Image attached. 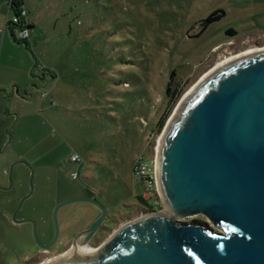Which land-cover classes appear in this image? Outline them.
<instances>
[{
  "label": "rangeland",
  "instance_id": "obj_1",
  "mask_svg": "<svg viewBox=\"0 0 264 264\" xmlns=\"http://www.w3.org/2000/svg\"><path fill=\"white\" fill-rule=\"evenodd\" d=\"M21 1L34 23L26 44L6 28L14 11L0 0V264L48 260L29 258L37 248L28 224L3 220L30 192V170L33 192L12 224L28 215L48 230L55 206L96 197L107 212L90 246L97 248L146 213L132 163L156 159L185 94L223 59L264 48L252 43L264 36V0ZM217 11L225 16L200 33ZM172 71L181 96L169 110ZM73 154L82 162L71 163ZM99 213L86 202L62 207L56 220L65 246ZM196 221L220 232L203 215L180 219Z\"/></svg>",
  "mask_w": 264,
  "mask_h": 264
},
{
  "label": "water",
  "instance_id": "obj_2",
  "mask_svg": "<svg viewBox=\"0 0 264 264\" xmlns=\"http://www.w3.org/2000/svg\"><path fill=\"white\" fill-rule=\"evenodd\" d=\"M20 163V162H17ZM12 164L9 169V186ZM162 207L115 229L94 252L62 257L47 264H264V49L219 63L177 105L162 133L155 159ZM24 196L13 214L32 192ZM75 202L99 209V216L77 234L72 248L88 245L107 218L93 198ZM205 216L220 232L201 222Z\"/></svg>",
  "mask_w": 264,
  "mask_h": 264
},
{
  "label": "built area",
  "instance_id": "obj_3",
  "mask_svg": "<svg viewBox=\"0 0 264 264\" xmlns=\"http://www.w3.org/2000/svg\"><path fill=\"white\" fill-rule=\"evenodd\" d=\"M16 0H8L9 12L14 11V3ZM28 19L27 11L21 1L18 6V11L15 12L12 18L6 22V28L10 29L14 37L20 41H26L29 37V30L27 29ZM71 163H81L82 160L77 154H73L70 158ZM72 179H76L78 174L72 173ZM132 180L141 188L142 197L148 200L155 192L158 197V183L155 160H146L143 157H138L132 167ZM160 198V197H159Z\"/></svg>",
  "mask_w": 264,
  "mask_h": 264
},
{
  "label": "flooded vegetation",
  "instance_id": "obj_4",
  "mask_svg": "<svg viewBox=\"0 0 264 264\" xmlns=\"http://www.w3.org/2000/svg\"><path fill=\"white\" fill-rule=\"evenodd\" d=\"M257 40H258V42L254 41L252 43L254 45L255 44L258 45L261 42L264 43V36L263 35L259 36ZM15 210H16V207L13 208V210L9 214V217H3V220L7 221V225H11L13 227L14 226H18V225H22V224H28L29 225V230H30L29 234H30V239L32 241V245H33V247L37 248L33 253H31V257H29V258H32V260H41V259L46 258V259H49L51 261H55V259L58 260V259H60L62 257H71V256L75 257V256L78 255V254H76L77 248H72L74 239L71 242H69V244H67L65 246L63 241H61L62 240V237H61L62 231H60L59 229H58V237H57L56 241L50 247H48V248L40 247L37 244V242L35 241V238H34V235H33V225H32V223L31 222H24V220H32V221H34L30 216H28V215L21 216L16 222L17 225H15V224L13 225L12 224L11 219L13 220V214H14ZM19 210L17 211V213L14 216L15 217L14 218L15 221H16V218L18 216ZM34 222L36 224V236H37L38 241L43 246L49 245L52 242L53 237H54V226H53L52 219L50 220V227L48 228V230L44 229V227L40 226L38 223H36V221H34ZM101 227H102V225H101ZM98 231H99V229L97 230V232ZM97 232L95 233L93 238L90 239V241L88 242V245H87L88 247H90L93 244V241L95 240V236H96ZM90 248H92V247H90Z\"/></svg>",
  "mask_w": 264,
  "mask_h": 264
},
{
  "label": "trees",
  "instance_id": "obj_5",
  "mask_svg": "<svg viewBox=\"0 0 264 264\" xmlns=\"http://www.w3.org/2000/svg\"><path fill=\"white\" fill-rule=\"evenodd\" d=\"M20 3H21V0H16L15 1V3H14V9H15L14 11L15 12L18 11V6L20 5ZM27 15H28V13H27ZM224 16H225V13L221 12V11H217V12L212 13L211 15H209L205 20L202 21V27H201L200 33L205 31V29L210 24H212V23H214L216 21H219ZM33 28H34V23L31 20L28 21L27 29L30 31ZM227 34L231 35V36L235 35V33L233 31H228ZM14 39L17 42H24V43L26 42V41H20V40L16 39L15 37H14ZM174 75H175V72L172 71L170 73L169 81L167 82V86H166V99L169 102V110L178 101L179 97L181 96V91H180L179 85L176 84L175 82H174V84H172V79H173ZM166 118H167V115L162 117L157 122L155 130H154L155 133H158V132H160L162 130V128L164 127ZM134 162L135 161H133V163H132V167H133ZM131 174H132V168H131ZM134 186H138V185H136L134 183ZM138 190H139L138 194H136V191H135V199H137V201H139L145 207L146 212H154V211H157V210L161 209V204H160V201H159V197H158V195L155 192H153V195H152L151 198H149L148 200H145L142 197V191H141L140 187H139Z\"/></svg>",
  "mask_w": 264,
  "mask_h": 264
},
{
  "label": "bare ground",
  "instance_id": "obj_6",
  "mask_svg": "<svg viewBox=\"0 0 264 264\" xmlns=\"http://www.w3.org/2000/svg\"><path fill=\"white\" fill-rule=\"evenodd\" d=\"M261 49H264V48H261ZM261 49H253V50H250V51H255V50H261ZM250 51H246V52H250ZM243 53H245V52H243ZM240 54H242V53H240ZM237 55H239V54H237ZM230 57H232V56H230ZM230 57H228V58H230ZM228 58H225V59H223L222 61H224V60H226V59H228ZM222 61H220L219 63H221ZM218 63V64H219ZM218 64H216L215 65V67L218 65ZM214 67V68H215ZM214 68H212L209 72H207L206 74H204L203 75V77L200 79V81L199 82H201L204 78H206V76H208V74L214 69ZM198 82V83H199ZM198 83L197 84H195L186 94H185V96L183 97V99H182V101L183 100H185L186 98H187V96H189V94L194 90V88L198 85ZM161 138H162V136L160 137V139H159V142H158V152H159V147H160V143H161ZM157 183H158V181H157ZM96 249L94 248H90V247H88L87 245H84V246H77V250H76V254H78V253H81V252H83V251H85V252H94ZM56 260V259H55ZM49 262H52L51 260H46L45 262H43V263H41V264H47V263H49Z\"/></svg>",
  "mask_w": 264,
  "mask_h": 264
},
{
  "label": "crops",
  "instance_id": "obj_7",
  "mask_svg": "<svg viewBox=\"0 0 264 264\" xmlns=\"http://www.w3.org/2000/svg\"><path fill=\"white\" fill-rule=\"evenodd\" d=\"M23 6H24V4H23ZM27 19H28V21H30V18L28 17V15H27ZM9 31L12 33V31L10 29H9ZM11 36L14 38L13 33L11 34Z\"/></svg>",
  "mask_w": 264,
  "mask_h": 264
}]
</instances>
